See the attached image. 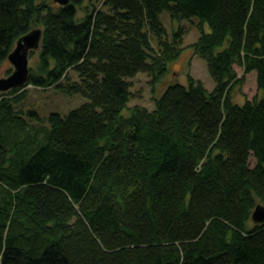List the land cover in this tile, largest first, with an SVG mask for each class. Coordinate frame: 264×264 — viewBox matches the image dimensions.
Wrapping results in <instances>:
<instances>
[{
	"label": "trees",
	"instance_id": "obj_1",
	"mask_svg": "<svg viewBox=\"0 0 264 264\" xmlns=\"http://www.w3.org/2000/svg\"><path fill=\"white\" fill-rule=\"evenodd\" d=\"M82 3L0 0V67L43 31L26 83L0 93V264H264L251 220L264 206V0H99L78 18ZM163 11L198 19L190 47L215 86L188 75L153 109L128 106V78L156 82L182 53L185 28L168 34ZM251 72L259 96L234 103ZM28 85L87 101L41 119L14 109Z\"/></svg>",
	"mask_w": 264,
	"mask_h": 264
},
{
	"label": "rangeland",
	"instance_id": "obj_2",
	"mask_svg": "<svg viewBox=\"0 0 264 264\" xmlns=\"http://www.w3.org/2000/svg\"><path fill=\"white\" fill-rule=\"evenodd\" d=\"M37 2H45L48 5H57L54 0H37ZM98 2L99 0H83V3L78 6V18L84 16L85 10L90 11L93 3L98 4ZM159 19L166 28L168 34L179 27L185 28V32L182 37V53L176 61L168 64V72L156 82H151V77L143 72H138L134 76L128 78L131 92L128 106L138 105L143 106L148 110L153 109L154 97L158 96V94H160V92L170 84L180 83L186 85L188 75L200 80L209 92L212 91L215 86V82L208 72L206 61L197 55H194L193 50L190 47V45L193 44L200 35V30L196 26L198 19L196 17H192L189 20H173L166 11L160 13ZM32 28L41 27L38 24H33ZM204 30L206 32L209 31L207 24H204ZM37 57L38 50L35 51V54L29 58V68L35 67ZM234 69L238 77L243 75L240 67L234 66ZM12 70L13 66L11 63L8 60H5L0 67V78L6 77V73L8 71L12 72ZM68 75L75 81L78 80V76L75 71L70 70ZM22 91L25 92V97L22 101L15 105L14 109H21L22 111L28 109L35 110L41 119H45L51 112H56L63 116L67 114L68 111L87 101V99L81 95H67L56 88L42 89L28 85L24 87ZM231 96L236 104H243L246 100H252L255 97H258L259 92L256 87L255 73L251 72L246 74L245 80L241 85L233 86ZM28 123L34 126L38 125V121L35 120H31ZM254 164L255 160L253 157H250V167ZM249 225L251 226V222Z\"/></svg>",
	"mask_w": 264,
	"mask_h": 264
},
{
	"label": "water",
	"instance_id": "obj_3",
	"mask_svg": "<svg viewBox=\"0 0 264 264\" xmlns=\"http://www.w3.org/2000/svg\"><path fill=\"white\" fill-rule=\"evenodd\" d=\"M58 5L65 6L70 0H54ZM43 31L41 28H32L18 38L14 48L8 54L7 60L13 66L12 72L0 78V92L21 88L29 76V53L40 48ZM251 220L255 224L264 223V206L258 204L251 213Z\"/></svg>",
	"mask_w": 264,
	"mask_h": 264
}]
</instances>
